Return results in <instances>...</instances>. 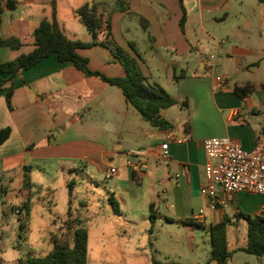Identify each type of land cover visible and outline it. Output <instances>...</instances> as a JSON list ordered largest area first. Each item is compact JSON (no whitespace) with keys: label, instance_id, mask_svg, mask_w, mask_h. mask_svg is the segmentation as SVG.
<instances>
[{"label":"crops","instance_id":"crops-1","mask_svg":"<svg viewBox=\"0 0 264 264\" xmlns=\"http://www.w3.org/2000/svg\"><path fill=\"white\" fill-rule=\"evenodd\" d=\"M12 1L15 8L8 10L6 0H0V39H12L18 46H0V65L31 52L33 31L52 18L51 0ZM91 4H96L98 15L108 17L113 41L136 60L147 80L166 77L169 91L160 87L185 110V117L171 122L165 119V109L160 116L170 127H152L119 89L48 55L0 87V130L9 129L0 145L1 212L17 209L23 224L31 191L64 190L69 199L55 218L59 223L81 222L87 239L94 224L129 238L134 234L143 241L131 247L147 256L138 258L144 264H216L209 260V250L197 254L190 246L183 263L175 243L193 239L197 228L208 239L209 228L226 217V245L231 251L226 264L236 252L251 255L241 251L246 244L228 248V231L235 217H264V197L217 190L212 206L200 193L206 162L202 142L227 138L245 151L264 146V0H55L54 18L68 40L91 42L74 14ZM77 53L87 59L91 71L124 76L120 63L104 47ZM205 53L214 62L206 60ZM8 76L0 72V80ZM216 76L224 77L226 84L220 87ZM235 88H245L244 96H237ZM167 133L175 139L167 143L168 155L162 159L160 146ZM110 167L115 173L105 180ZM101 178L107 183L106 201L92 206L81 201L85 213L73 212L74 191L97 186ZM24 204L26 216L21 214ZM172 228L183 235L172 237Z\"/></svg>","mask_w":264,"mask_h":264},{"label":"trees","instance_id":"trees-1","mask_svg":"<svg viewBox=\"0 0 264 264\" xmlns=\"http://www.w3.org/2000/svg\"><path fill=\"white\" fill-rule=\"evenodd\" d=\"M55 0H51L53 8L52 18L42 20L39 26L33 31L34 49L20 55L12 61L0 65V72L8 73L6 80H0V87L11 82V79L21 71L26 70L50 54H55L59 62H71L73 66L81 71L85 76H96L102 82L119 89L125 102L129 104L137 114L149 125L160 130H166L170 126L160 116L162 110L168 109L176 104V101L170 97L160 86L149 84L147 78L143 76L136 60L115 44L110 31V22L107 18L96 13V4L83 5L75 10L74 14L85 27L91 36V42L82 43L79 41L68 40L60 30L54 18ZM5 7L8 10L15 8L12 0H6ZM0 8V25H1ZM184 15L181 17L179 25L184 23ZM101 46L108 49L117 59L124 70L123 77H106L100 72L91 71L87 66V59L81 57L78 49L91 46ZM0 46L17 48L18 44L12 39H0ZM131 47V46H130ZM131 49H133L131 47ZM136 54V52H135ZM137 55V54H136ZM237 96L242 97L246 92L245 88H235ZM10 95V88L6 93V99ZM264 133V126L262 128ZM9 129L0 130V145L7 139ZM109 201L116 209V203L112 198ZM23 209L27 211L26 204ZM247 223L246 245L241 251L254 255L256 257L264 256V217L243 215ZM152 221V216H151ZM229 224L228 218L214 224L209 228V260L216 264H226L231 256V252L226 245V227ZM67 231V239H58L55 235L52 237L51 250L43 257L27 256L24 262L20 264H87V232L77 220L64 223ZM20 229L23 224H19ZM70 237V238H69ZM152 264H180L177 262H159L153 260Z\"/></svg>","mask_w":264,"mask_h":264},{"label":"rangeland","instance_id":"rangeland-1","mask_svg":"<svg viewBox=\"0 0 264 264\" xmlns=\"http://www.w3.org/2000/svg\"><path fill=\"white\" fill-rule=\"evenodd\" d=\"M62 13L66 14L63 9ZM69 14V12H68ZM204 57L210 63L214 62L208 59V54L205 53ZM149 84H157L161 87L167 88L166 77L163 75L161 78L147 80ZM170 84H173L170 83ZM185 110L183 108L178 109L177 106H171L165 112V119L173 121L174 123L180 122L184 119ZM180 128V127H178ZM107 185L104 179H99L97 186L91 187L87 185L82 187L81 190H76L72 194L74 200H72V211L84 212V208H81L78 202L89 201V205L98 203L104 200L106 201V189ZM68 193L64 190L54 191H31V198L29 200V213L28 216L25 209H21V214L26 216V222L23 223L24 230L18 227L21 222L18 220L17 214L11 212L8 208L4 213L0 210V264H20L24 262L27 256L34 257L45 256L52 247V235H55L58 239H65L67 237L66 227L63 223H59L57 218L62 213L63 202L68 201ZM87 203V202H86ZM75 209H77L75 211ZM91 209V208H90ZM94 210V209H92ZM21 219V218H20ZM60 219V218H59ZM232 228L228 231V248L235 249L239 245L246 244V231L247 223L240 217L232 219ZM101 225V224H100ZM110 224H108L109 226ZM161 233L167 234V229L159 228ZM232 230V231H231ZM114 232L108 229H100L96 224L90 229V235L87 239V264H144L138 263V258H147L146 255H139L134 253V249L131 247L133 244H137L138 238L131 234L118 233L116 229ZM104 232V233H103ZM156 234V233H155ZM154 234V235H155ZM171 236L183 235L181 230L176 228L171 229ZM106 237V238H104ZM234 237V238H233ZM67 239V238H66ZM153 242V237L150 238ZM143 241V240H139ZM156 246H160L162 242L155 241ZM189 243V244H188ZM194 249L195 253L201 254L202 252L208 253L209 244L207 239V233L202 229L195 231L193 239L187 241L175 243V248L179 250L181 260L183 263L188 261L185 258V253L188 248ZM162 247V246H160ZM231 252V251H230ZM258 257L253 255H246L239 252L234 253L230 264H264V257H260V261H256Z\"/></svg>","mask_w":264,"mask_h":264},{"label":"built area","instance_id":"built-area-1","mask_svg":"<svg viewBox=\"0 0 264 264\" xmlns=\"http://www.w3.org/2000/svg\"><path fill=\"white\" fill-rule=\"evenodd\" d=\"M207 66L210 67L208 64ZM215 81L220 87L226 84V79L222 76H216ZM173 139L175 137L171 133L166 134L165 143L160 146L159 157L162 159L167 157V143ZM202 148L206 162L200 193L212 206L217 190L228 194H260L264 197V146L257 144L251 151H245L232 140L211 137L203 140ZM114 173L115 168H108L104 179H109ZM13 212L18 214L17 209Z\"/></svg>","mask_w":264,"mask_h":264}]
</instances>
